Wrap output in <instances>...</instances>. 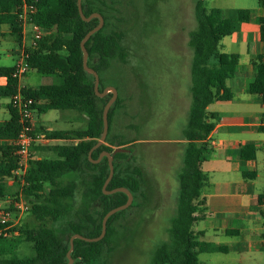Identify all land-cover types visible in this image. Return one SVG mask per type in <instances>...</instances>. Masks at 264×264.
I'll list each match as a JSON object with an SVG mask.
<instances>
[{"label": "trees", "instance_id": "16d2710c", "mask_svg": "<svg viewBox=\"0 0 264 264\" xmlns=\"http://www.w3.org/2000/svg\"><path fill=\"white\" fill-rule=\"evenodd\" d=\"M30 1V0H29ZM264 7V0H259ZM20 0H0V30L7 26L21 44V27L14 10ZM83 15L88 17L98 13L104 20L103 27L85 43L87 66L99 76V91L103 84L100 74L105 72L112 61L126 63L128 51L124 47V32L121 29L122 18L107 0H81ZM250 10L239 9L234 17H228L220 9H207L204 0H196L194 5L195 28L188 34V46L191 50L190 95L186 127L182 134L184 140L182 166L178 174V198L175 214L168 230L169 239L155 251L152 264H198L200 250L193 239L191 226L195 213L204 205L201 188L206 181L202 164L209 151L207 138L214 128L216 116L209 114L206 108L216 101H229L232 96L226 87V81L235 73L238 56L224 54L219 50L222 38L239 29L249 20ZM32 22L48 33L38 42L36 49H27V64L30 70L42 75H54L59 83L54 86H40L35 89H21V93L37 103L45 100L39 107L40 112L49 109L73 110L88 119L85 130L53 135L57 138L77 139L75 145L56 147L58 160H32L25 175L16 181L22 182L21 198L28 205L31 222L35 227L25 231V240L34 244H43L45 253L41 257L18 259L15 251L18 243L13 239L0 238V264H65L69 240L64 242L59 233L45 226L49 220L54 224L64 223L70 237L80 234L87 238L100 235L104 215L123 205L127 196L123 193L105 195L102 186L108 177L107 159L94 164L88 159V152L99 140L102 133V111L111 97L108 94L99 98L94 92L93 78L82 66L80 42L97 24V19L83 21L78 13L77 0H37V13ZM261 38L264 40V18H259ZM254 78L249 86L250 94H259L264 100V58L258 57L253 63ZM12 68H0V76L6 77L7 84L0 87V97H11L17 91L18 81L11 77ZM117 97L108 112V133L105 142L91 154L96 160L101 152L112 155L114 173L106 190L125 188L133 195L129 208L144 199L142 193L143 171L135 163L132 142L120 140L111 134V122L114 109L120 106ZM11 117L0 127V137L15 140L18 130V117L10 107ZM5 160L0 161V200L4 198L3 178L11 177L16 169V157L12 155L14 146ZM126 149L127 151H117ZM241 160H252L254 149L245 145L240 150ZM89 180L85 181L84 177ZM82 185L79 207L76 208V190ZM262 196L260 199H263ZM17 201V200H16ZM139 206V205H138ZM126 210L109 217L106 234L98 242L87 243L74 240L71 253L72 264H106L105 253L112 252L111 239L115 235L113 223Z\"/></svg>", "mask_w": 264, "mask_h": 264}, {"label": "rangeland", "instance_id": "374dc122", "mask_svg": "<svg viewBox=\"0 0 264 264\" xmlns=\"http://www.w3.org/2000/svg\"><path fill=\"white\" fill-rule=\"evenodd\" d=\"M107 1L123 20L120 25L128 56L126 63L112 61L100 77L103 84L117 90L121 100L120 106L114 109L111 134L132 142L127 147L132 148L135 163L143 171L144 199L139 198L137 206L128 207L113 223L116 232L111 239L112 252L105 253L104 259L106 264H152L156 249L169 239L168 230L178 198V174L185 143L182 134L191 102L192 53L188 34L195 28L196 0ZM214 2L205 0L204 7L210 8ZM230 5L242 9L258 7L257 0H235ZM3 27L6 35L0 41V55L1 50L20 45L8 27ZM31 38L32 27L26 25L23 43L29 46ZM29 76L37 77L31 72ZM69 113L64 111V129L70 128L65 123ZM42 157L58 159L54 152ZM84 179L88 181L89 177ZM81 186L76 190V208L80 206ZM10 199H13L11 207L6 206L4 210L11 213L10 220L19 232L13 238L18 243L15 256L18 259L41 257L45 246L25 240V231L37 223L31 222L28 211L22 212L18 219L13 204L19 198L11 196ZM43 224L55 229L64 242L69 240L64 223L45 220Z\"/></svg>", "mask_w": 264, "mask_h": 264}, {"label": "crops", "instance_id": "0c3cea01", "mask_svg": "<svg viewBox=\"0 0 264 264\" xmlns=\"http://www.w3.org/2000/svg\"><path fill=\"white\" fill-rule=\"evenodd\" d=\"M234 2L215 0L207 9L223 10L226 16L232 18L236 10L242 9L230 5ZM257 4V8L248 9V22L242 23L237 31L222 38L219 43L221 53L238 56V64L235 73L226 81L231 100L216 101L206 108L209 114L216 116V121L206 141L209 151L202 164L206 181L201 188V196L205 203L196 211V219L191 226L193 239L200 248L198 264H264L261 218L264 198L260 199L264 196V100L261 95L248 91L254 78L253 63L258 57L264 58V40L257 22L263 18L264 7L259 0ZM3 29L2 26L0 41L6 35ZM19 47L1 50L0 68L14 66ZM9 60L11 64L5 62ZM30 72L37 77L33 79L29 76ZM58 83L56 74L42 75L29 70L18 86L27 90ZM6 84V77L0 76V87ZM9 101L10 97H0V127L11 117ZM45 103V100L39 101L34 112L33 160L44 159L42 156L47 152H54L59 159L54 149L75 145L78 140L53 135L83 131L88 124L84 115L73 110L49 109L40 112L38 108ZM64 111L70 112L65 120L70 127L67 129H64ZM40 114L41 117H37ZM245 145L254 149L252 160L240 158V150ZM10 147H13V140L0 137V161L8 156ZM14 177L12 171L10 178H3L5 196L0 200V211L6 206L11 207V196L21 199L22 182ZM17 214L20 219L22 212L17 211Z\"/></svg>", "mask_w": 264, "mask_h": 264}, {"label": "built area", "instance_id": "2783aa9c", "mask_svg": "<svg viewBox=\"0 0 264 264\" xmlns=\"http://www.w3.org/2000/svg\"><path fill=\"white\" fill-rule=\"evenodd\" d=\"M36 13L37 0H20L14 10V15L22 29V40L18 50L17 60L15 61L13 72L11 74V77L18 82L30 70L26 61L28 58L27 49H36L38 42L48 33L46 30L32 22ZM26 25L32 27V38L29 46H26V44L23 43V28ZM21 89L22 88H19L18 86L16 93L10 97L9 101L10 107L14 109L17 114L19 124L17 136L13 141V146L15 148L13 154L16 157V169L13 170V174L18 178L25 175L30 161L33 160L31 148L35 140L33 117L36 102L32 98L24 96L21 93ZM262 126L264 127V122L262 123ZM13 207L19 212L28 211V205L22 198L14 201ZM10 214L11 213L8 210L0 211V238L13 239L19 235V232L14 229L15 223L10 220ZM261 218L264 229V199Z\"/></svg>", "mask_w": 264, "mask_h": 264}, {"label": "water", "instance_id": "95a60500", "mask_svg": "<svg viewBox=\"0 0 264 264\" xmlns=\"http://www.w3.org/2000/svg\"><path fill=\"white\" fill-rule=\"evenodd\" d=\"M77 9H78V13H79L80 18L83 21L89 22L92 19H97L98 20V24L92 30H90L83 37V39L80 42V48H81V51H82V66H83V69L88 75H90L93 78V81H94V87L93 88H94L95 95L97 97L104 98L108 94V92H110V94H111V97L106 102V104H105V106L103 108V111H102V133H101V136H100L99 140L92 146V148L88 152V159L94 164L99 163L103 158L107 159L108 177L106 178V180H105V182H104V184L102 186V191H103V193L105 195H112V194H115V193H123V194H125L127 196V200H126V202L123 205L110 210L109 212H107L104 215V217L102 219V223H101V232H100V235L98 237L87 238V237H84V236H82L80 234H74V235H72L69 238V248H68V251L66 253L67 263H65V264H72L73 263V260H72V257H71V253H72L73 248H74V244H73L74 240H81V241H84V242H87V243H94V242H98V241L102 240L104 238L105 234H106V224H107V220L109 219V217H111L112 215H114L117 212L126 210L128 207H130V205L133 202V195L130 193V191H128L125 188H116V189H113V190H110V191L106 190L107 185L109 184L110 180L112 179V176H113V173H114L112 155L110 153L104 151V152H101L99 154V156H98V158L96 160H92L91 159L92 152L94 150H96L97 148H99L105 142V139L107 137V133H108V112H109V109L111 108V106L113 105V103L117 99V90L115 88L111 87V86H107L100 92L99 91V76L93 69H91V68H89L87 66V56L88 55H87V51L85 49V43L88 41V39L93 34L98 32L103 27L104 20L101 17V15L98 14V13H93V14L89 15L88 17H85L83 15L82 8H81V0H77ZM117 151H122L123 152V151H127V150L126 149H118Z\"/></svg>", "mask_w": 264, "mask_h": 264}]
</instances>
